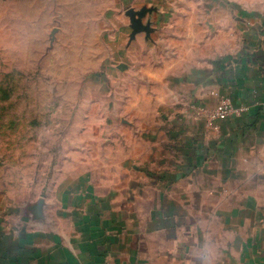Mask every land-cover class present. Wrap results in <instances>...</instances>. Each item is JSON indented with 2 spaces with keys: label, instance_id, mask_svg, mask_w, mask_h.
Returning a JSON list of instances; mask_svg holds the SVG:
<instances>
[{
  "label": "crops",
  "instance_id": "1",
  "mask_svg": "<svg viewBox=\"0 0 264 264\" xmlns=\"http://www.w3.org/2000/svg\"><path fill=\"white\" fill-rule=\"evenodd\" d=\"M134 8L117 60L137 67L151 52L146 67L181 112L157 138L128 125L119 175L1 211L0 264H264V0ZM222 98L245 110L212 122Z\"/></svg>",
  "mask_w": 264,
  "mask_h": 264
},
{
  "label": "rangeland",
  "instance_id": "2",
  "mask_svg": "<svg viewBox=\"0 0 264 264\" xmlns=\"http://www.w3.org/2000/svg\"><path fill=\"white\" fill-rule=\"evenodd\" d=\"M144 3L0 0V213L119 175L115 142L130 138L128 125L143 126L134 139L146 124L157 138L176 120L182 104L163 99L165 85L146 67L151 52L141 50L137 67L117 60L121 24Z\"/></svg>",
  "mask_w": 264,
  "mask_h": 264
},
{
  "label": "built area",
  "instance_id": "3",
  "mask_svg": "<svg viewBox=\"0 0 264 264\" xmlns=\"http://www.w3.org/2000/svg\"><path fill=\"white\" fill-rule=\"evenodd\" d=\"M244 110L245 108H236L229 98H222L214 109L208 111L207 115L209 119L214 122L219 119H227L236 116Z\"/></svg>",
  "mask_w": 264,
  "mask_h": 264
}]
</instances>
